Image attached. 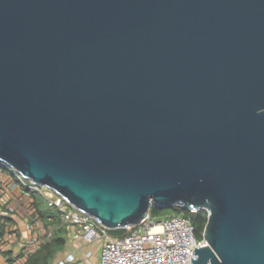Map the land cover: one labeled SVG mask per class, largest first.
Listing matches in <instances>:
<instances>
[{
	"label": "water",
	"instance_id": "1",
	"mask_svg": "<svg viewBox=\"0 0 264 264\" xmlns=\"http://www.w3.org/2000/svg\"><path fill=\"white\" fill-rule=\"evenodd\" d=\"M0 163L111 231L205 210L192 264H264V0H0Z\"/></svg>",
	"mask_w": 264,
	"mask_h": 264
},
{
	"label": "built area",
	"instance_id": "2",
	"mask_svg": "<svg viewBox=\"0 0 264 264\" xmlns=\"http://www.w3.org/2000/svg\"><path fill=\"white\" fill-rule=\"evenodd\" d=\"M10 171L15 174L12 169ZM17 178L27 189L40 192L49 206L61 213L70 239L81 238L87 245L102 242L98 263L91 261L92 253L88 252L84 262H78L70 256L60 264H192L196 258L193 256L196 249L208 245L204 237L197 238L195 226L182 214L157 218L149 212L140 224L127 229L126 236L113 237L111 230L91 216L74 209L61 196L32 183L28 184L20 175ZM27 244L38 248L41 242L34 238L28 240ZM28 254L19 264L26 261Z\"/></svg>",
	"mask_w": 264,
	"mask_h": 264
},
{
	"label": "crops",
	"instance_id": "3",
	"mask_svg": "<svg viewBox=\"0 0 264 264\" xmlns=\"http://www.w3.org/2000/svg\"><path fill=\"white\" fill-rule=\"evenodd\" d=\"M34 199L29 189L24 187L17 176L10 170L0 167V264H19L23 258L13 262L7 254L34 252L37 248L28 245V240L41 242L45 237V224L38 219L34 209ZM29 215L39 231L29 223ZM69 238V237H68ZM100 244L87 245L81 238L70 239L66 250L59 255L54 264L66 261L73 256L78 262H84L86 254L92 253L91 261L99 262Z\"/></svg>",
	"mask_w": 264,
	"mask_h": 264
},
{
	"label": "trees",
	"instance_id": "4",
	"mask_svg": "<svg viewBox=\"0 0 264 264\" xmlns=\"http://www.w3.org/2000/svg\"><path fill=\"white\" fill-rule=\"evenodd\" d=\"M0 167L10 170L7 166L0 163ZM18 177V173H16ZM28 184L31 182L26 181ZM42 189V188H41ZM43 191V189H42ZM31 197L34 199V209L38 219L45 224V237L42 239L40 246L34 251L27 255L26 261L23 264H54L60 254H62L68 245L69 238L66 227L62 222L61 213L49 206L46 198L41 195L40 192L30 190ZM152 216L158 217L160 215L167 217L171 215H185L191 220L196 229V236L198 239H202L204 231L208 223V213L205 210L193 213L186 211L180 207L173 209H160L152 207L150 210ZM110 234L113 237H124L128 234V230H112ZM13 258V262L18 259L24 258L25 254L20 253L18 256H14L12 252L7 254ZM76 264V263H66Z\"/></svg>",
	"mask_w": 264,
	"mask_h": 264
},
{
	"label": "rangeland",
	"instance_id": "5",
	"mask_svg": "<svg viewBox=\"0 0 264 264\" xmlns=\"http://www.w3.org/2000/svg\"><path fill=\"white\" fill-rule=\"evenodd\" d=\"M32 217V216H31ZM31 217H30V215H29V223H30V225H32V226H34L35 228H36V226H37V224L33 221V220H31ZM158 217H161V218H164V216H162V215H160V216H158ZM38 228V227H37ZM36 228V231H39V229H37ZM37 239H39V238H37ZM100 243H102L101 241L100 242H98L97 244H100Z\"/></svg>",
	"mask_w": 264,
	"mask_h": 264
}]
</instances>
